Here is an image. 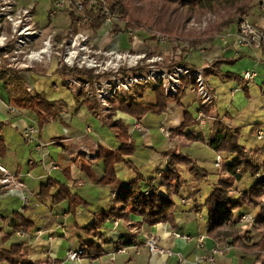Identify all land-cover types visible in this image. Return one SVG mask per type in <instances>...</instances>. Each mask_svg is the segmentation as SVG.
Here are the masks:
<instances>
[{
    "label": "rangeland",
    "instance_id": "1",
    "mask_svg": "<svg viewBox=\"0 0 264 264\" xmlns=\"http://www.w3.org/2000/svg\"><path fill=\"white\" fill-rule=\"evenodd\" d=\"M55 1L56 0H4L3 2V0H0V94L4 98H6V100L7 98H9L6 95L7 91L5 90V92L2 88V80L5 78V75L9 76V73L11 75V72L15 71L19 73L20 76H22L23 78H28L27 89H30V94L32 97H35V94L39 93L37 91L38 89H42L45 92L46 97L49 101L57 102L61 117V106H63V111L64 113L66 112V115L69 113V110L76 111L80 108H86L92 115V117L90 119L88 118L87 121L90 126L85 127L86 135L83 138H72L69 134L62 133L61 135H57L55 137L42 139V130L44 129L47 123L42 129L39 123H37L36 121L33 127L36 126L38 129V140L34 142L33 140L29 141L24 136L25 130H27L29 127L22 130V137L19 133V129L17 130V128L15 129L14 127L11 128L12 125L9 122L4 121L6 122V126H9L8 129L11 131V134H9L7 137L8 143H12L13 148H11L12 151L10 150L12 152L10 158L7 157L9 152L8 150L5 157L7 158L6 161L10 159V163L6 162V164L3 165L4 160H2V157L0 156V165H3L6 171L9 173V176H6L0 172V192H15L17 194V191H23V196L19 199L20 203H18V201H16L11 194H7L5 197L1 198L0 210L3 215L7 214L9 216H12L15 211H22L26 207L32 206V203H29V200L33 197L29 191H33V189L28 190V188L38 187L39 194L42 186L46 185L50 180L53 183H58V185H56L57 187L52 188L51 197L45 199L44 203H46L49 207L54 208L55 211L61 213L63 210V207H61L62 203L58 205L53 204V197L58 194L61 183L66 185L71 190L72 194L78 195L80 198L84 199L81 195L77 194L75 191L72 190L71 186L69 185V180L71 178L65 176L63 172L58 171L60 166L52 160H44L39 151L47 150L51 153L52 148L49 147V144H51L52 141H55L56 144L54 145L53 149L62 150V146H65L64 151L68 154L70 158H73L75 160H87L88 162L94 163L100 157L101 145L100 143H94V140L92 141V139L87 140L88 137L94 138L93 130H96L97 134L101 133V136L105 140L107 138V134L110 135L111 132L114 135L116 134L113 129H111L110 132V129L104 127L102 124L96 122L92 118L95 116H100L102 120L111 121V103L115 98L126 99L129 96L143 97V95L146 94V90L148 89V87H150L151 89L161 87L165 93L166 98H168V100L170 101L176 102V99L178 98L180 92L183 89L184 80H188L192 84L194 83L193 77L191 78L188 75H183L180 84H178V87L175 88L176 93H172L170 91L167 92V85H165L167 81L154 78L151 74L152 69L165 70V72H172L174 68L178 66L166 68L165 65H163L164 62L151 64L149 62V59L152 60L154 57L161 56L163 57V59L170 58L169 60L171 61L172 59H177L176 57H179V54H181V51H183L184 49L186 53H182L183 57H187L188 60L191 57L190 52L193 51V53H195L201 48L204 50L205 46L212 44L204 43L200 45V47H197V50H193V48H191L189 46V43L185 42V40L180 39L176 42L169 43L168 38L164 35H156L158 40L153 42L149 40L150 35L145 30H132L127 34L122 33L119 36H114L111 32L112 25L102 27L101 30L98 32V34L101 33L100 38L102 40L98 38V41H95L98 37L97 34H94L88 26H81L77 31H73L74 33L72 34L83 33L90 37V42L88 43L87 49H85V51L83 52L79 51L78 48H76L78 50V63L74 67H69L65 63V56L71 38L70 33L68 34L70 19L64 10L58 12L56 16L50 15L53 7L52 3L54 4ZM259 1H262V4L258 5L254 9L257 13L263 11L264 7V0ZM14 3L20 8L24 7L27 9H32L31 12L34 16V20L30 25V30L36 29L43 31V36L41 37V39H39L36 43L27 45L25 48L23 47L21 49L19 47L20 41L24 42L23 38L25 37V35L22 34V36H19L20 27H17L16 10L12 8L13 11H10L11 5H14ZM242 19L249 22L254 27L260 30H264L263 28L257 26L250 17H245L239 14L236 16V25L222 29V33L215 38L216 40H222L223 45L227 46L225 50L228 52L225 55L230 60L235 62L233 64H225L226 67L222 70L224 72V74L222 75L223 77L213 79L212 87L214 88L215 95H213L212 87L208 82V78L211 74H221L222 72H219V70H210L209 72H207V68L198 69L202 70L203 72L202 80L207 85L206 88L208 90L210 100L204 102V98L199 95L198 92L195 91L194 94L196 97H198L199 102H193L189 111L192 117H194L195 119H198L197 116H199V113H203V115L205 116V124L201 125L199 123V125L204 126L203 129L205 130V136L203 135L202 138L197 141L192 140L194 137H188L185 139L181 138L180 140L183 141L185 145H191L187 153L194 158V161L199 169L207 172V182L204 184V186H202L205 182L203 181L198 186L196 184L199 182H197L195 176L189 171V169L185 166L179 167V172L182 173L183 177L182 182L184 178L187 179L188 176L192 177V181L190 182V184H192L191 192L197 193L196 191H201L202 196L200 197L202 199L201 202H203L202 205H204L206 198L218 186L219 180L218 177H215V174L219 173V175L221 176L224 175L223 171H221L223 167V160L221 166H219L218 168H215L214 166V164L216 165V159L219 154L216 153V151L209 145L212 128L211 126H208L210 127L209 131H206V124L210 120L213 123V127H215V124L222 123L227 128L232 129L233 131L239 130V143L250 151L249 160L256 165H264V139H257V134L260 131L264 133V96L262 95L261 91V82L259 81L260 79H257L258 81L256 83L250 82L249 88L248 90H246V92L243 89L245 87L235 81V78L237 76L242 77L243 73L246 71H255L258 72V74L260 75L264 74V66L261 65L262 59L264 60V55L262 54V52H260L262 50L264 51V49L255 50L252 47L242 45L240 41L236 43L231 41L233 39H230L232 36L229 33V29H231L232 27L234 29H239V23ZM221 23L222 18L218 17L216 14L208 13L203 15L200 19H193L188 25V30L200 34L204 31L213 30L212 27H215ZM105 33L108 34V37L106 38L103 37ZM48 37H51V48L49 49L50 57L44 56V58L41 60L42 62H39L35 65L33 62L29 61L28 55H30L32 51H39L43 49L45 47L43 45V42L48 39ZM160 39H164V41L162 42L160 41ZM229 43L231 45H229ZM135 47L136 54L133 55H141V58L143 56H146V58H142L136 66L131 64L130 68L128 64L124 63V61L119 62L117 60L115 56L116 52L132 54L131 50ZM138 47L142 50H139ZM189 48L191 49L189 50ZM80 66L82 68H80ZM88 66H93L95 68L89 69ZM180 66L187 67V69L190 68L192 70H197L196 68L190 67L188 64L179 65V67ZM64 67L69 68L70 70L79 69L81 71L92 72V77L90 79L88 77L82 76H75L69 74L65 75L62 73ZM231 73L234 74L235 77H233L232 80H230L232 77L228 76V74ZM138 75L147 78L148 76H152L154 79L150 78L138 81L136 84L131 86L132 88L129 92H125L123 90V87L121 86V83H127L128 85L131 79H134ZM71 79L80 80L81 86L78 87L77 85L67 83V80ZM30 81H33L32 84L30 83ZM107 83L109 84V86H106ZM29 84H31L34 88L37 89L35 90ZM236 88L240 91H233L237 90ZM80 94H83V97L81 96L80 99L77 100L76 97ZM100 94L104 95V99L100 98ZM149 94L152 95L151 92H149ZM152 97L148 98L151 100L153 99ZM214 98L215 101H217L216 105H218L220 117L225 118V120H217L215 117L212 118L214 114V107L216 106ZM85 99L87 101H95V103L92 104V111L90 110V106L88 104L83 103L85 102ZM211 106L213 107V111L211 112L212 114L207 115L205 113V109ZM11 107L17 111V109L12 105ZM5 108L8 109V107ZM196 108H199V113H197ZM79 112H81V109L77 113ZM81 114L85 115L84 112H81ZM61 117L57 120H60ZM2 118H4V115L0 114L1 121H3ZM18 118L17 121L20 120V118ZM27 118V116H24L21 118V120L23 119L26 121ZM113 118L116 119V117ZM160 118L164 120L163 114H160ZM210 123H208V125ZM1 135L2 133L0 126V136ZM206 137H208L207 140ZM97 140L102 142L99 138H97ZM205 143H208V145H205ZM41 145L45 148L39 149L41 148ZM37 146L39 149L38 151L36 150ZM94 153L97 154V158L90 157V155H93ZM168 153H171L170 155L173 159L175 153L182 152L174 150L169 151ZM11 159L15 160V162L11 163ZM224 159L225 164L230 163L233 159V156L229 157L228 155H226ZM142 161L144 162V165L136 167L137 169L126 168L127 176L133 178L136 176L137 173H139L147 178L151 174L150 171H152V169L151 166L148 165V163L144 159ZM18 168L23 171L20 173L23 177V180L22 178L20 180L17 175H12L15 174L13 172L17 171ZM85 171L87 172V170ZM262 172H264V169L259 173ZM61 175H63L62 179ZM6 177L8 178V181H5L6 183H3L4 178ZM40 177L46 179L45 183L44 181L43 183H38L37 180ZM158 177H161V173L158 175ZM256 179H258L257 176L255 177V179L246 177L243 181H246V183H238V185L232 192V197H238L241 192L244 189L249 188L248 185L251 186V184ZM193 180L196 182L193 183ZM183 183L187 184L186 181H184ZM181 194L184 195V191H182ZM174 200L176 204H179L178 196H175ZM65 203V207L69 208V203ZM203 210L205 216H208L207 209L203 208ZM254 214L256 215V213ZM254 214H252L251 212L247 215H251L255 219V221L253 223L243 224V226H250L256 223L257 218L254 216ZM237 218L238 214L235 213L234 220H236ZM11 231L12 230L8 227L3 228L2 230L3 234L6 235L11 234ZM257 238L258 235L255 233V231H253L252 233H250L249 238H247V240L250 242H254ZM2 241L3 240L1 237L0 246H2L1 244H3ZM13 242H15L14 239Z\"/></svg>",
    "mask_w": 264,
    "mask_h": 264
},
{
    "label": "trees",
    "instance_id": "2",
    "mask_svg": "<svg viewBox=\"0 0 264 264\" xmlns=\"http://www.w3.org/2000/svg\"><path fill=\"white\" fill-rule=\"evenodd\" d=\"M79 1L83 5L81 10H78L76 0H73L70 6L64 9L70 19L68 34L77 31L81 26H88L94 34H98L105 22L102 4L89 7L88 0ZM106 3L117 15V20L112 24L111 32L114 36H119L122 33L127 34L132 30H145L150 35V41L155 42L158 40L156 35H164L168 38L169 43L181 39L189 43V46L193 50H197V47H200L204 43L215 42V38L222 33V29L236 25L237 15L250 17L252 11L258 5H261L262 1L106 0ZM208 13L216 14L222 18V23L212 27L213 30L204 31L200 34L188 30V25L193 19H200ZM85 17L89 19L88 22H84ZM139 50L142 49L139 48ZM131 52L132 54H136V47ZM182 53L184 54L186 51L183 49L179 57L175 56L177 59H172L171 61L169 60L170 58L164 59L163 65L166 68L187 65V57H183ZM234 62L229 58L216 59L211 62L206 70H208L207 72L210 70H219L221 72L223 65L233 64ZM63 69L62 73L65 75L82 76L90 79L92 77V72L81 71L79 69L70 70L66 67ZM228 76L233 78L234 74L231 73ZM236 78L243 80L240 76ZM2 82V88L7 91L9 97L8 104L18 110L28 112L39 123L42 129L52 119L57 120L61 117L58 103L49 101L44 93H38L35 94V97H32L25 86L26 83L23 77L19 73L14 71L11 72V75L9 73V76L5 75ZM193 87L194 85L191 82L184 80L183 89L176 100L181 101L187 91ZM148 90L154 97V103L149 104L141 101L142 96H129L126 99L115 98L112 101V114L110 118L113 123L112 128L121 147L118 150H112L100 146L99 159L104 162L105 167V176L101 180V184L110 185L117 181L116 165L118 164H125L130 169L134 168L132 163L127 159L128 156H132L136 152V147L131 141L129 129L123 120L113 117H117L120 112L141 120L150 112L158 114H165L167 112L170 100L166 98L163 89L161 87L153 89L148 87L146 92ZM261 91L264 96V84L261 86ZM83 94L77 96L76 99H80ZM83 103L88 104L91 110L92 104L95 101H87L85 99ZM212 111V106L205 109L207 115L212 114ZM194 120L195 118L187 110L184 114V122L176 131V134L190 137V134H185L184 132L185 129L194 124ZM211 135L209 145L216 153L228 155L229 157L233 156V159L230 163L222 165L221 171H223L224 175L219 179L218 186L206 198L204 205L200 207L202 209L206 208L208 211L207 235L219 244L228 243L232 248H236L244 255L250 256L252 264H264V177L260 180H254L251 186L244 189L238 197H232V192L238 183L243 182L246 177L255 179L264 166L256 165L249 160L250 151L239 143V130L233 131L224 124L218 123L213 127ZM2 136H0V156L4 159L7 154V145ZM196 138H202V135L199 134ZM170 154L164 153L166 157L170 156ZM181 166L187 167L199 183L207 176L206 172L197 167L194 159L184 153L174 154L166 174L161 173L160 184L158 185H155L151 179L145 181V178L138 173L135 179L128 181L127 185L118 192L112 209L94 214L92 223L82 228L85 235L88 236L87 240L81 237L78 239L80 247L85 248L84 254L96 256L102 252L95 238H101L102 229L110 220L123 219L125 223H128L130 216L133 215L142 218L150 226L160 223L174 226L177 217V204L174 197L179 196L184 188L183 177L181 172H179V167ZM89 171L88 168L87 172L92 177L91 171ZM142 184H145L147 188H142ZM56 185L58 183H53L50 180L46 185L42 186L40 196L42 198L51 197L52 188L57 187ZM162 190H165V194L161 193ZM147 192L148 194L145 195ZM64 202L69 203V214L72 216L77 215L78 208L88 206V203L78 195L72 194L71 190L61 183L58 194L53 197V204L58 205ZM254 211H258L256 223L250 226H243L240 223V218L245 215V212L251 213ZM235 213L238 214L236 220H234ZM0 220L10 222L9 224H12L16 232L20 230L28 232L33 228L30 223L16 212L13 213L10 219H6L0 210ZM135 227L140 229L141 225L137 223ZM253 231L258 235V238L256 241L250 242L247 238H249L250 233ZM136 236L132 230L126 233L120 239V246L124 248L134 246ZM0 264L32 263L25 259L23 245L12 244L9 247L0 248Z\"/></svg>",
    "mask_w": 264,
    "mask_h": 264
},
{
    "label": "crops",
    "instance_id": "3",
    "mask_svg": "<svg viewBox=\"0 0 264 264\" xmlns=\"http://www.w3.org/2000/svg\"><path fill=\"white\" fill-rule=\"evenodd\" d=\"M260 13L253 10L250 18L257 26L264 29V12L261 11ZM229 30V33L232 36L230 39H233L231 41L235 43L239 42V30L234 29L233 27ZM229 45L231 44L229 43ZM205 48L204 50L201 48L199 51H196L195 53L192 52L190 54L191 57L187 62L190 67L196 69H206L214 60L228 58L225 55L228 52L225 50L227 46H224L222 40L220 39L205 46ZM260 52L264 55L263 50ZM261 65L264 66L263 59L261 61ZM225 67V65L221 67V74L215 73L209 76L208 82L211 87L213 79L223 77L222 75L224 72L222 70L223 68L225 69ZM256 73L257 77L251 83H256L258 81L257 79H260L259 81L262 86L264 84V74L260 75L258 72ZM23 79L26 82L27 88L28 78ZM232 79L233 78L230 80ZM243 80L235 78L236 82L245 87L243 89L246 92L249 88L250 82ZM32 82L33 81H30L31 84ZM31 84L29 85L33 87ZM34 89L36 90L37 88ZM27 90L30 92V89ZM37 91L45 94L42 89H38ZM212 91L213 95H215L213 87ZM233 91L236 92L240 90L237 89ZM194 92L195 90L193 87L187 91L185 97L181 101H178V103L177 101H170L167 112L163 114L164 120L160 118V114L154 112L148 113L141 120L120 112L118 113L116 119L123 120L129 129L131 141L136 147L135 154L127 157L128 161L132 163L134 168L139 167L140 165L143 166V159L151 166V174L147 178L142 175L145 178V181L151 179L154 181L155 185L160 184L161 178H159L158 175L160 173L166 174L169 169L170 162L172 161V156L170 155L166 157L164 153L177 150L189 155L187 151L190 149L189 147L191 145H185L183 141H180L181 138L185 139L188 137L182 134H176V131L182 126L184 122V114L187 110L189 111L192 103L196 101L199 102L198 97L195 96ZM6 95L8 96V94ZM148 97H152V95L149 94V90L143 95L141 101L149 104L154 103V97H152L153 99L151 100ZM8 102L9 98L6 100V98L0 94V114L4 115V118H2L3 121L0 120L1 133L6 141V145L8 144L7 150L9 152L7 157L10 158V155L12 154L11 148L13 147L12 143H8L7 136L11 134V131L8 129L9 126H6L5 123L9 122L12 125L11 128L14 127L15 129L17 128V130L19 129V133L23 137L22 130L33 126L36 120L26 111V113L18 109L16 111L10 104H8ZM214 102L216 105L217 101H215V98ZM5 107H8V109ZM61 108V119L51 120L48 122L43 129L44 132L42 130L41 138H51L61 135L62 133L69 134L72 138H83L86 135L85 127L90 126L87 122L88 118L90 119L92 115L86 108H80L81 112H84L85 115L81 114V112L77 113L80 109L76 111L69 110V113L66 115V112L64 113L63 111V106H61ZM196 111L199 113V108H196ZM21 116H27L28 118L26 121L22 119L24 121L23 122L21 120ZM18 117L20 118L19 121H17ZM214 117L217 120H225V118L220 117L218 105L214 107V114L212 118ZM92 119L110 129V132L111 129H113V123L111 121L102 120L100 116H95ZM210 122L211 120L208 123ZM208 123L206 124L207 127L205 126L206 131H209L210 127L208 126H211L213 129V123L211 122L209 125ZM203 127L204 126L199 125L196 118L194 120V124L185 129L184 133L190 134V137H194L192 140L197 141L200 140V138H196L197 135L200 134L205 136V130ZM93 131L94 138L88 137L87 140L92 139V141L94 140V143H100L101 146L112 150H118L121 147L117 136L112 132L110 135L107 134V138L105 140L101 136V133L97 134L96 130ZM208 137H206V140ZM97 138H99L102 142L98 141ZM205 145H208V143H205ZM49 147L52 148L51 153L47 150L39 151L41 156L44 160H52L60 166L58 171L63 172L65 176L71 178L69 180V185L72 190L81 195L84 198L83 200L88 203V206L85 208H78L77 215L70 216V206L69 208L65 207L66 203L64 202L61 204L63 210L59 213L55 211L54 208L49 207L46 203H44V200L50 197L42 198L40 196V192L38 194V187H30L28 190L33 189V191H29L33 197L29 200V203H32V206L26 207L22 211L18 210L15 212L19 213L20 216L30 223L33 228L28 232H24L22 230L16 232L13 229L12 224H9L10 222L0 220V238L2 237L3 240V244H1L2 246H0V248L6 246L8 247V245L10 246L12 244L23 245L25 259L32 264H212L209 260H207L211 257L215 259V264H252V258L250 256H246L241 253L240 250L232 248L228 243L219 244L215 240L208 237V216H205L204 210L200 208L203 203L201 202L202 199L200 197L202 194L199 190L196 191L197 193L191 192V176H188L187 179H183V182L186 181L187 184L184 183L183 191L185 194H180L178 196L179 204H177L176 207L177 217L174 226L166 223L150 226L147 225L142 218L135 217L133 215L130 216V221L128 223H125L123 219L110 220L103 227L101 238H95L97 245L101 247L102 252L96 256L93 254H85V257L79 263L70 262L68 260L69 251H85V248H81L78 242L79 237L85 240L88 239V236L85 235L82 228H85L92 223L94 214L112 209L118 192L121 188L127 185L128 181L135 179L138 173L136 174L135 172L136 176L131 178L126 174V168L128 167L125 164H118L116 165L117 181L110 185L101 184L100 182L105 176V167L102 160L97 159L94 163L88 162L87 160H75L70 158L68 154L65 153V146H62V150L53 149L54 146ZM189 156L192 157L191 155ZM221 156L223 159L222 165H224L225 156ZM6 159L7 158L2 159L4 160L3 165H5L6 162L10 163V159L7 161ZM14 162L15 160L11 159V163ZM214 166L217 168L215 164ZM88 168L91 170L92 177L85 171ZM21 172L23 171L18 168L17 171L13 172L15 174H11L17 175L20 180L21 178L23 180V177L20 174ZM207 176L203 179L205 182L202 186H204L207 182ZM215 177H218L219 180L222 176L218 173L215 174ZM62 178L63 175H61V179ZM194 180L193 183L196 182ZM37 181L38 183H43V181L45 183L46 179L40 177ZM200 183H197L196 185L199 186ZM241 183H246V181ZM141 186L142 188H147L145 184H142ZM161 193L165 194V190H162ZM7 194H11L13 198L20 203L19 199L22 198L23 191H17V194L15 192L11 193L2 191L0 192V199L5 197ZM246 213L247 212H245V214ZM254 213L258 214V211L252 212V214ZM254 216L256 217L255 214ZM3 217L10 219L12 216L6 214L3 215ZM137 223L141 225L140 229L135 227V224ZM7 227L12 230L11 234H3V228ZM131 230L137 235L135 245L125 248L121 247L120 239ZM174 234H179L182 237L177 238ZM13 239L15 242H13ZM150 239L155 240L160 249L170 251L173 255L168 256L159 253L152 254L146 245L147 241ZM225 246L230 248L224 249L223 247ZM122 248L125 249V253H119V250Z\"/></svg>",
    "mask_w": 264,
    "mask_h": 264
},
{
    "label": "built area",
    "instance_id": "4",
    "mask_svg": "<svg viewBox=\"0 0 264 264\" xmlns=\"http://www.w3.org/2000/svg\"><path fill=\"white\" fill-rule=\"evenodd\" d=\"M72 1L73 0H56L53 4L52 11L50 14L52 16H56L58 14V12L64 10L66 7L70 6ZM3 2H4V0H3ZM76 4L78 6V10H81L83 7L82 2L79 0H76ZM98 4H102L104 16H105V22L103 24V27H107L108 25H112L117 20L116 19L117 16H116V13L108 7L106 0H88L89 7H93V6L98 5ZM12 8H14V10H16V12H17V15L16 14L15 15H16V20H17V27H20L19 36H22V34L25 35V37L23 38L24 42L20 41V46H19L20 49L23 47L25 48L27 45L34 44L39 39H41V37L43 36L42 30H36V29L30 30V28H31L30 25H31L32 21L34 20V16L32 15V12H31L32 9H27L24 7L20 8L15 3H14V5H11L10 11H13ZM263 11H264V7H263ZM88 21H89V19L87 17H85L84 22H88ZM239 30H240L239 41L242 45L252 47L255 50L264 49V30H260L256 27H254L252 24L245 21L244 19H242L239 23ZM72 33H74V32L70 33V37H71L70 38V44H69V47H68V50H67L66 56H65V63L69 67H74L78 63V61H77L78 50L81 52L85 51V49H87L88 43L90 42L89 36H87L83 33H77V34L76 33L72 34ZM100 35H101V33L97 34L98 37L95 41H98V38H100ZM103 37H105V38L108 37V34L105 33V35H103ZM160 41L163 42L164 39H160ZM43 45L45 46L43 49H41L39 51H32L31 54L28 55L29 61L33 62L35 65L38 64L39 62H42L41 60L44 58V56L48 57L50 55L49 49L51 48V37H48V39H46L43 42ZM76 48H78V50ZM44 49H48V53H43V54L36 56V53H39L40 51H42ZM23 54H24V51H23ZM115 56L119 62L124 61V63L128 64V66L130 68H131V64L136 66L142 58H146V56H143L141 58L140 57L141 55H133L131 53H121V52H116ZM134 62H135V64H134ZM149 62L151 64L161 63V62H164V59H163V57L159 56V57H154L152 60L149 59ZM33 63H31V64H33ZM80 68H82V67L80 66ZM88 68L91 69V68H95V67H93V66L89 67L88 66ZM202 73H203L202 70H198V69L192 70L190 68L187 69V67H184V66H180V67L178 66V67L174 68V70L172 72H168V71L165 72V70L152 69L151 74L156 79H159V80L161 79V80L167 81V83L165 84V85H167V87H166L167 92L170 91L172 93H176L175 88L178 87V84H180L181 78L183 77V75H188L191 78L193 77L194 78V83H193L194 90L196 92H198V94L204 98V102H207L210 100V98L208 95V90L206 88L207 85L202 80V78H203ZM152 76L151 77L148 76V78H147V77H142L141 75H138L134 79H131V81L128 83V85H127V83H125V84L121 83V86L123 87V90L125 92H129L130 89L132 88L131 87L132 85L136 84L138 81L153 78ZM256 77H257V73L255 71H246L242 75V78L246 82H252V81H254V79H256ZM67 83L77 85L78 87L81 86L80 80H77V79L76 80L75 79L67 80ZM106 86H109V84L107 83ZM100 98L104 99V95L100 94ZM197 121L201 125L205 124L206 119H205V116L203 115V113H199ZM37 133H38L37 127L31 126L27 130H25L24 136L29 141L33 140L34 142H36L38 140V134ZM34 135H36V136H34ZM257 139L258 140L264 139V133L262 131H260L257 134ZM39 144H41V143H39ZM39 144H38V146H39ZM55 144H56L55 141H52V143L49 144V146H54ZM38 146L36 147L37 151L39 149L45 148L41 145L40 146L41 148L38 149ZM90 157L97 158V154L94 153L93 155H90ZM222 160H223L222 157L220 155H218L217 159H216V166L217 167L221 166ZM0 172L3 175L9 176V173L6 171V169L4 168L3 165H0ZM256 176H257L258 180H260L261 178L264 177V172L258 173ZM7 179H8L7 177L4 178L3 183H6L8 181ZM146 194H148V192ZM254 221H255V219L251 215H247V214L243 215L240 218L241 224L253 223ZM174 235L177 238L182 237L179 234H174ZM146 245L152 254L159 253V254L168 255V256L173 255V253L170 251H164L163 249H160L157 246V243L155 242V240H153V239L148 240ZM223 248L229 249L230 247L225 246ZM119 253H125V249L124 248L120 249ZM84 257H85V254H84V251H82V250H71L68 253V260L72 263H79ZM207 260H209L212 264H215L214 258L211 257Z\"/></svg>",
    "mask_w": 264,
    "mask_h": 264
},
{
    "label": "bare ground",
    "instance_id": "5",
    "mask_svg": "<svg viewBox=\"0 0 264 264\" xmlns=\"http://www.w3.org/2000/svg\"><path fill=\"white\" fill-rule=\"evenodd\" d=\"M43 53H48V49H44V50L40 51L39 53H36V56L43 54Z\"/></svg>",
    "mask_w": 264,
    "mask_h": 264
}]
</instances>
